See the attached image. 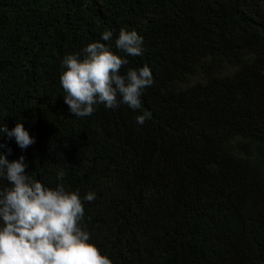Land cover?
<instances>
[{
	"label": "trees",
	"instance_id": "1",
	"mask_svg": "<svg viewBox=\"0 0 264 264\" xmlns=\"http://www.w3.org/2000/svg\"><path fill=\"white\" fill-rule=\"evenodd\" d=\"M121 28L144 38L120 70L150 67L141 109L74 116L62 58L108 29L119 52ZM15 123L35 143L0 151L96 193L83 223L112 264H264V0H0V127Z\"/></svg>",
	"mask_w": 264,
	"mask_h": 264
},
{
	"label": "clouds",
	"instance_id": "2",
	"mask_svg": "<svg viewBox=\"0 0 264 264\" xmlns=\"http://www.w3.org/2000/svg\"><path fill=\"white\" fill-rule=\"evenodd\" d=\"M114 31H103L99 40L61 60L63 99L76 117L92 115L100 104L111 109L123 103L139 110L144 89L154 83L147 65L121 74L128 56L143 55L144 38L134 29L121 28L115 38L116 52L101 42L111 41ZM149 115L138 114L137 123L142 125ZM4 136L14 138L21 149L35 143L23 123L11 129L6 124L0 127V138ZM0 149L8 154L12 151L4 143ZM28 166L23 155L9 160L0 151V180L8 182L0 187V264H112L83 223L84 201H94L96 193L89 191L81 197L78 190H68L62 182L63 170L57 173L60 182L50 187L30 176Z\"/></svg>",
	"mask_w": 264,
	"mask_h": 264
}]
</instances>
